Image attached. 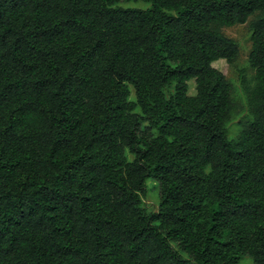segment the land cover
<instances>
[{"label": "trees", "instance_id": "obj_1", "mask_svg": "<svg viewBox=\"0 0 264 264\" xmlns=\"http://www.w3.org/2000/svg\"><path fill=\"white\" fill-rule=\"evenodd\" d=\"M119 1L0 0V264H264V0Z\"/></svg>", "mask_w": 264, "mask_h": 264}, {"label": "rangeland", "instance_id": "obj_2", "mask_svg": "<svg viewBox=\"0 0 264 264\" xmlns=\"http://www.w3.org/2000/svg\"><path fill=\"white\" fill-rule=\"evenodd\" d=\"M123 7L141 8L145 9L151 6L150 2L143 0H121L117 3ZM242 24H235L232 26L222 27V31L229 37L234 38L239 43L240 55L233 63H229L226 59H220L213 63L215 67L220 69L226 76L227 80L232 84V97L234 102V111L231 120L228 122L229 137L236 138L239 134L242 124L240 122L246 121L252 117L248 106V92L247 88L252 86L255 82V70L249 65V53L252 48L250 20ZM242 71H244L245 82L241 78ZM189 93L194 94L196 91L195 80L189 82ZM134 97V93L132 94ZM133 156L129 154V158ZM145 194L143 195L144 205L149 211H157L160 204V185L159 181L154 177H148L145 183ZM184 258H190L189 254L181 251ZM237 264H257L253 257L249 254L244 255Z\"/></svg>", "mask_w": 264, "mask_h": 264}]
</instances>
